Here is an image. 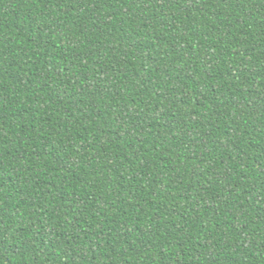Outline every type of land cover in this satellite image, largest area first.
Masks as SVG:
<instances>
[{
  "label": "trees",
  "instance_id": "16d2710c",
  "mask_svg": "<svg viewBox=\"0 0 264 264\" xmlns=\"http://www.w3.org/2000/svg\"><path fill=\"white\" fill-rule=\"evenodd\" d=\"M0 264H264V0H0Z\"/></svg>",
  "mask_w": 264,
  "mask_h": 264
}]
</instances>
